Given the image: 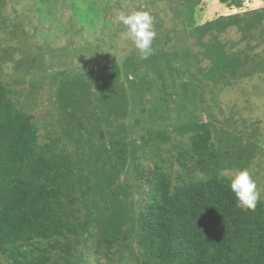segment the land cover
<instances>
[{"label":"rangeland","instance_id":"374dc122","mask_svg":"<svg viewBox=\"0 0 264 264\" xmlns=\"http://www.w3.org/2000/svg\"><path fill=\"white\" fill-rule=\"evenodd\" d=\"M136 10L153 17L148 59L117 20ZM0 81L74 165L82 264H158L136 168L175 179L199 132L207 166L247 169L264 201V0H0Z\"/></svg>","mask_w":264,"mask_h":264},{"label":"trees","instance_id":"16d2710c","mask_svg":"<svg viewBox=\"0 0 264 264\" xmlns=\"http://www.w3.org/2000/svg\"><path fill=\"white\" fill-rule=\"evenodd\" d=\"M13 94L0 81V254L12 264H82L90 220L73 193L74 165L57 141L41 142L34 116ZM209 141L207 131L192 137L198 157L184 160L175 179L159 166L136 168L147 182L149 255L158 264H264V201L237 206L228 178L205 162Z\"/></svg>","mask_w":264,"mask_h":264},{"label":"clouds","instance_id":"9594fccd","mask_svg":"<svg viewBox=\"0 0 264 264\" xmlns=\"http://www.w3.org/2000/svg\"><path fill=\"white\" fill-rule=\"evenodd\" d=\"M118 22L122 23L128 37L132 40L136 49L139 50L141 59H148L153 53V40L156 37L153 17L148 11L136 10L117 15ZM228 186L234 194L237 206L242 209H255L261 199V193L257 188L256 181L247 169L236 171L228 177Z\"/></svg>","mask_w":264,"mask_h":264}]
</instances>
